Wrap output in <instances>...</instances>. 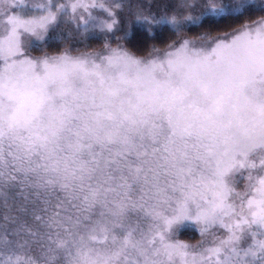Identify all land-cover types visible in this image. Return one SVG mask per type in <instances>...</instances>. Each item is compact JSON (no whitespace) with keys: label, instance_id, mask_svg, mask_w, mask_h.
I'll list each match as a JSON object with an SVG mask.
<instances>
[{"label":"snow or ice","instance_id":"obj_1","mask_svg":"<svg viewBox=\"0 0 264 264\" xmlns=\"http://www.w3.org/2000/svg\"><path fill=\"white\" fill-rule=\"evenodd\" d=\"M0 264H264V0H0Z\"/></svg>","mask_w":264,"mask_h":264}]
</instances>
